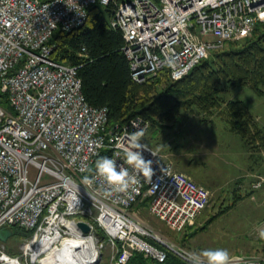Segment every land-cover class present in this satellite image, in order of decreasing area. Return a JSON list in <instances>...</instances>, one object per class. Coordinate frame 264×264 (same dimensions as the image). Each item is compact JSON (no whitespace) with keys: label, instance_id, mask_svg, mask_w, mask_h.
Instances as JSON below:
<instances>
[{"label":"built area","instance_id":"1","mask_svg":"<svg viewBox=\"0 0 264 264\" xmlns=\"http://www.w3.org/2000/svg\"><path fill=\"white\" fill-rule=\"evenodd\" d=\"M95 5L112 7L110 26L122 36L131 81L139 85L162 71L179 81L264 24V0H0V102L4 94L8 106L0 104V230L31 232L19 256L0 243V264H42L64 248L75 256L77 245L93 247L94 264L104 247L110 264H127L135 254L163 263L168 253L188 264L190 252L155 234L132 208L146 199L149 214L180 234L208 207V191L144 142L147 121L107 128L108 111L87 104L78 68L51 60L53 35L83 27ZM138 131L149 149L142 154L153 162L151 180L138 177L136 191L111 196L99 178L81 183L100 156L123 163ZM263 183L259 178L251 189Z\"/></svg>","mask_w":264,"mask_h":264},{"label":"trees","instance_id":"2","mask_svg":"<svg viewBox=\"0 0 264 264\" xmlns=\"http://www.w3.org/2000/svg\"><path fill=\"white\" fill-rule=\"evenodd\" d=\"M111 15V6L95 5L89 9L83 27L71 33L58 31L50 41L54 47L53 62L78 68L81 92L87 104L107 109V128L127 124L139 117L150 124L149 132L153 128H164L163 125L165 128L175 126L197 113L210 116L221 111L219 115L223 116L230 131L242 139L251 159H255L253 154L260 149L264 150V129L256 126L247 105L240 101L224 102L221 97L228 89L248 88L256 97L264 98V24L257 25L248 38L212 53L179 81H172L168 71H162L139 85L130 79L129 64L122 52L124 42L120 32L110 27ZM1 98L0 104L8 109L6 95ZM94 169L95 164L88 175ZM240 183L236 182L230 206L219 210L203 227L198 229L194 225L178 234L181 246H186L244 198L238 187ZM147 206L145 199L132 210ZM11 229L20 239L31 236V232L16 227ZM97 235L100 240H106L102 230L97 229ZM127 264L185 263L168 253L163 263L135 254Z\"/></svg>","mask_w":264,"mask_h":264},{"label":"rangeland","instance_id":"3","mask_svg":"<svg viewBox=\"0 0 264 264\" xmlns=\"http://www.w3.org/2000/svg\"><path fill=\"white\" fill-rule=\"evenodd\" d=\"M221 97L224 102L240 101L245 103L255 119L256 126L264 129V98L256 97L248 88L228 89L221 94ZM221 113V111L214 112L217 116H220ZM204 116L206 115L197 113L185 118L183 125L179 126L177 123L179 133L175 134L176 142L164 148V153H171L173 156L172 163L175 170L180 171L177 170L176 164L181 167L184 166L186 170L192 173L193 177L185 175L199 186L201 184L196 180H201L204 184L202 187L210 195L208 207L194 224L198 229L203 227L219 210L233 203V191L237 187L238 177L245 175L248 169L252 170V168L245 166L246 162L245 159H242V153L234 156V154L226 153L223 149H203L200 147L205 144L206 138L204 137L215 134L212 129L215 126L209 125L207 128ZM196 135L198 137L194 138ZM167 138L161 137V144H165ZM196 146H199L200 149ZM253 155H255V159H251L254 162L253 170L257 172L255 175L246 176L247 181L238 186L241 188L240 194L244 198L238 201L228 213L215 220L204 232L188 241L186 246H181L179 243L181 236L178 233L170 230L149 214L146 213L147 217H144L142 213H139V218H142L155 234L189 252L226 248L235 259L264 260V240H260L258 237V228L264 227V183L259 190H251V185L259 178L264 180V150L260 149ZM238 170H242L243 173L238 175ZM248 193L249 195H246ZM23 241L25 240L14 236L3 245L7 253L16 257L21 253ZM99 241L103 240L99 239ZM110 254L109 247L101 249L99 252L100 260L97 264H110Z\"/></svg>","mask_w":264,"mask_h":264},{"label":"clouds","instance_id":"4","mask_svg":"<svg viewBox=\"0 0 264 264\" xmlns=\"http://www.w3.org/2000/svg\"><path fill=\"white\" fill-rule=\"evenodd\" d=\"M142 131L133 133L129 137L131 147L125 148L123 163L107 156H102L95 161V175L89 177L85 175L82 184L91 186L95 178L101 179L107 186L105 195L111 196L115 193H127L136 191L139 184L138 177L151 180L153 176L152 161L146 160L143 151H149L141 142ZM155 156L154 153H152ZM127 165L128 167H126ZM258 237L264 240V227L258 228ZM188 264H238V261L230 254L226 248L204 249L199 252L187 254Z\"/></svg>","mask_w":264,"mask_h":264},{"label":"crops","instance_id":"5","mask_svg":"<svg viewBox=\"0 0 264 264\" xmlns=\"http://www.w3.org/2000/svg\"><path fill=\"white\" fill-rule=\"evenodd\" d=\"M204 117H205L204 120H206L205 125L207 128L209 125L215 126L214 128H212L214 130L215 134H210V135H207L206 137H204V138H206L204 140L205 144L203 146L201 145L200 147L203 149L204 148H206V149L211 148V149H217V150L223 149V150H225L226 153H228V154L231 153L232 155L234 154V156L239 154V153H242L243 154L242 159H245L244 161L246 162L245 166H247V168L248 167L252 168V170L248 169L245 175L238 177L239 178L238 181H240L242 183L246 182L247 179H245V177L246 176L249 177L250 175H255L257 171L253 170V163L254 162H252V160L250 158L251 153H249L248 150L245 148V145H244L242 139L230 131V129H229L226 121L224 120L223 116H217L215 114H212L210 116L206 115ZM184 121L185 120L180 121L179 126L183 125ZM191 122H192V119H191ZM179 126L176 125V126H171V127L165 128L166 126L163 125L162 127H164V128H161L159 130L153 128L144 137V142L150 148L155 150L161 156V158L164 162H169V163L173 162V160H172L173 156L171 155V153H164V148L166 146L167 147L170 146L171 144H173V142H176L177 138L175 137L176 136L175 134L179 133V131H178ZM161 137H168L167 141H165V144L164 143L161 144V140H160ZM195 137H198V136L196 135V136H194V138ZM196 141H200V140H196ZM201 141H203V140H201ZM196 147H198V149H200L199 146H196ZM175 166H176L178 171L180 170L179 171L180 173H184V174L188 175L189 177H193L192 173L189 172L188 170H186V168L184 166L181 167V166H179V164H176ZM241 173H243L242 170H238L237 174L239 175ZM196 181L199 184H201V186L202 185L204 186V184L202 183L201 180H196ZM135 212H137L138 215H139V213H142L144 215V217H147V214H149L147 207H146V209L135 210ZM149 216H151V215L149 214ZM141 221H143L142 218H141ZM143 222L147 226H149L145 221H143Z\"/></svg>","mask_w":264,"mask_h":264},{"label":"bare ground","instance_id":"6","mask_svg":"<svg viewBox=\"0 0 264 264\" xmlns=\"http://www.w3.org/2000/svg\"><path fill=\"white\" fill-rule=\"evenodd\" d=\"M75 248H77L74 253L75 256L68 248H64L58 253L50 254L42 264H94L96 262V253H92L93 247L91 245H77Z\"/></svg>","mask_w":264,"mask_h":264},{"label":"water","instance_id":"7","mask_svg":"<svg viewBox=\"0 0 264 264\" xmlns=\"http://www.w3.org/2000/svg\"><path fill=\"white\" fill-rule=\"evenodd\" d=\"M79 228L83 233L87 234L89 232V227L85 224H79ZM15 233L11 228L0 230V243H6L10 238L14 237Z\"/></svg>","mask_w":264,"mask_h":264}]
</instances>
